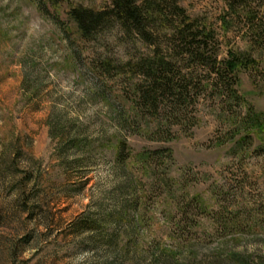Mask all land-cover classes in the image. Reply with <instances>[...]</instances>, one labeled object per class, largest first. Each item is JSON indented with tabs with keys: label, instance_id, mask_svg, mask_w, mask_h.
<instances>
[{
	"label": "rangeland",
	"instance_id": "374dc122",
	"mask_svg": "<svg viewBox=\"0 0 264 264\" xmlns=\"http://www.w3.org/2000/svg\"><path fill=\"white\" fill-rule=\"evenodd\" d=\"M153 1L150 45L117 22L80 38L68 9L111 0H0V264H264V0ZM173 3L208 56L255 62L216 82L193 65L192 104L136 112L137 77L98 65L166 53Z\"/></svg>",
	"mask_w": 264,
	"mask_h": 264
},
{
	"label": "trees",
	"instance_id": "16d2710c",
	"mask_svg": "<svg viewBox=\"0 0 264 264\" xmlns=\"http://www.w3.org/2000/svg\"><path fill=\"white\" fill-rule=\"evenodd\" d=\"M61 2L63 0H50ZM229 11H233L236 6L249 7L248 0H223ZM161 5L156 1H144L142 5L136 0H111V5L103 10H93L90 8L77 6L71 7L67 11L68 18L74 23L80 38L90 40L94 33L106 25L117 22L127 32L137 35L147 44H154L152 34L148 30L149 20L162 11ZM174 14L180 17L174 26L173 46L168 48L166 53L153 50L152 54L143 55L136 60H128L114 64L109 59H104L98 68L111 72L115 70L116 75L129 73L135 75L137 80L133 87L135 94L134 108L136 112L154 115L158 113L162 106L168 105L175 109L177 106L192 104L191 95L195 84L192 83L193 65L208 66V79L211 81H223L229 76L235 77L237 72L245 67H250L255 60L244 52L229 51L227 57L222 60L217 59V55H207L208 43L214 38L211 31L199 28L192 24L184 15V11L173 3ZM248 24L253 22L252 12L244 9ZM181 57L172 56L170 51ZM179 61L182 62L179 63ZM185 62V65L183 63ZM213 83V82H212ZM159 124L160 129L153 131V140H165L170 136V127L174 123ZM123 143L119 144L117 161L122 162ZM142 161L157 162L158 160H170L171 152L167 148L146 149L139 157ZM157 160V161H155ZM152 165V164H151ZM201 202L198 197H192L189 204ZM202 205L203 214H207L206 208Z\"/></svg>",
	"mask_w": 264,
	"mask_h": 264
}]
</instances>
